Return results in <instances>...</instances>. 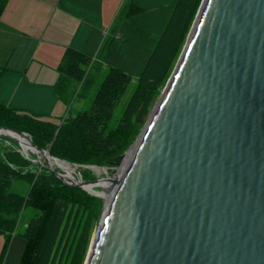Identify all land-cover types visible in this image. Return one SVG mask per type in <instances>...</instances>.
Segmentation results:
<instances>
[{"label":"water","instance_id":"1","mask_svg":"<svg viewBox=\"0 0 264 264\" xmlns=\"http://www.w3.org/2000/svg\"><path fill=\"white\" fill-rule=\"evenodd\" d=\"M161 93L121 172L97 181L0 135L105 194L85 264H264V0H203Z\"/></svg>","mask_w":264,"mask_h":264},{"label":"trees","instance_id":"2","mask_svg":"<svg viewBox=\"0 0 264 264\" xmlns=\"http://www.w3.org/2000/svg\"><path fill=\"white\" fill-rule=\"evenodd\" d=\"M8 1L0 0V16ZM193 1L195 4L187 9L178 31V38L173 42L171 51L165 56L159 74L157 72L156 75L154 74L156 77H152L153 65L185 6L186 0H179L156 50L142 75L137 79L136 89L115 130L107 132V122L113 114L117 101L130 82H133L131 75L116 67L104 68L108 73L95 93L90 112L69 115L57 125L53 121L0 104V126L28 134L38 147L49 150L52 156L76 166H102L118 159L127 146L128 136L134 133L135 125L144 123L153 92L165 82L177 58L202 0ZM125 7L124 19L140 12L134 0H127ZM111 41L112 38L107 45H104L105 48H102L101 60ZM92 67L95 68L93 73L101 70V65H96L90 55L74 48L67 49L59 66V80L55 85L59 99L69 105L76 95L70 90L72 85L85 82ZM5 73L6 69L0 68V79ZM85 88L86 91L89 90L88 85ZM33 167L34 164L22 154L18 142L0 135V235L5 239L0 264L4 263L10 244L12 236L10 228L16 220L18 221L20 213L26 206L35 208L40 215L27 225L24 233L26 245L19 264H54L55 255L63 239L65 238L62 252H65L69 244L71 251L79 230V241L74 247L75 260L78 264H83L85 259L80 254V242L87 235L89 228H92V214L88 200L93 198L88 197L86 191L79 187L62 183L51 172L44 171L36 178L37 173L32 170ZM13 179H26L32 183L28 196L10 191ZM87 215H91V219L87 218Z\"/></svg>","mask_w":264,"mask_h":264},{"label":"crops","instance_id":"3","mask_svg":"<svg viewBox=\"0 0 264 264\" xmlns=\"http://www.w3.org/2000/svg\"><path fill=\"white\" fill-rule=\"evenodd\" d=\"M126 3L127 0H9L0 16V68L6 69L0 79V104L49 121L60 115L61 104L68 113V104L55 91L66 50L84 52L98 63L102 48L112 38L100 63L104 68L111 64L123 68V63L116 62L117 56H123V61L129 59L126 48L124 53V46L128 45L127 26L131 21L132 32L136 17L122 19ZM119 18L123 22L120 21L117 33L114 26ZM131 32L128 38L130 34L135 37L136 32ZM144 36L147 37L138 33L137 41L142 42ZM93 69L85 82L72 85V93L80 96L82 91L83 97L85 86L90 90L91 85H96L100 72L93 73ZM4 243V236L0 235V255Z\"/></svg>","mask_w":264,"mask_h":264},{"label":"rangeland","instance_id":"4","mask_svg":"<svg viewBox=\"0 0 264 264\" xmlns=\"http://www.w3.org/2000/svg\"><path fill=\"white\" fill-rule=\"evenodd\" d=\"M136 1L137 0H135V4L140 9V12L134 16H131V17L136 16L134 18V21H132L133 22L132 28H133V31L136 32V35H135V37L131 38V34H130V38H128L129 33L131 32V24H130L131 21H130L129 26H127L128 35H127L126 39H128L127 40L128 45L126 47L124 46V53H125V48H126V57H128L129 59L124 58V61H123V56L121 57V55H119V56H117V57H119V59L118 60L116 59L117 60L116 62H118V64H120V65L123 63V68L119 67V65L116 66L113 64H111V66H109V67H116L118 69H122L123 71H125L126 73H128L129 75H131L133 77V82H130L129 86L127 87V89L125 90L123 95L117 101V104L114 107L113 114L111 115L110 119L107 122L108 123L107 129H106L107 132H109L111 130H115L117 128V125L119 124V121H120V119H121V117H122V115L126 109L125 107L127 106L128 102L130 101L131 96L133 95L132 93L136 89L137 79L142 75L143 71L145 70V68L148 64V62L150 61L154 51L156 50L158 43L160 42L165 30L167 29V27L169 25V22L173 16V14L176 10L177 4L179 2V0H140L141 3L137 4ZM202 2H203V0L200 2L198 11L196 13V17L199 13ZM194 4L195 3L193 0H186L185 6L183 7L182 12L179 14V17L177 19L175 26L173 27L171 34L169 35V37L165 41V45L161 51V54L159 55L158 59L156 60L155 65H153V69L151 71L152 77H156V76H154V74L156 75L157 72L159 74V70L163 66V62L166 58L165 56L167 55V53H169L171 51V47H172L173 42L176 41V39L178 38V31L180 29V26H181L183 19L185 18V14L187 13V9H189L190 5H192V7H193ZM131 17H129V18L131 19ZM196 17H195V19L191 25L190 30L186 34L185 40H184V42L180 48V51L177 55V58H176L174 64L172 65V68H171L165 82L159 86V88L156 92H153L154 94L150 98V103L148 105V111H147L148 113L144 118V121H143L144 123L135 125L134 133L130 137L128 136L127 146L125 147V149L123 150L124 152L121 155H125V154L129 153L128 150L130 148H132V146L138 140L139 134L142 132L143 128L145 127V124L147 123L146 122L147 119L149 118L150 114L154 110V107H155L156 103L158 102V100L162 94L161 92L163 91V89L165 88V86L167 85L169 80L171 79V77L174 73V70H175V68H176V66H177V64H178V62H179V60L183 54V51H184L185 46L187 44V40L190 36L193 25L195 23ZM122 19L124 20V18H122ZM122 19L119 18L117 20L115 26H114L115 28H117V33L120 31L121 22H123ZM133 31L131 33H133ZM138 33H142L143 35H147V37L144 36L142 42L137 41L138 40ZM107 41H109V39ZM106 45H107V42H106ZM117 45H119V44H117ZM112 46H113V44H112ZM104 48H105V46H104ZM102 53H101V57H103ZM107 53L108 52H106V53L104 52V57H105V55H107ZM100 62H101V59H100V61H98V63H96V65H98V64L101 65ZM125 66L127 69H125ZM162 72H163V70H162ZM107 73H108L107 69L104 70V64L101 65L100 74L98 73V76L95 78L94 84H96V85H91V87H90L91 89L89 91H86V95L83 97H82L83 92H81L79 97H77V95L75 97V95H74V97L76 99L74 98V100L71 101V103L68 105L69 106V112L68 113H66L67 110L65 109L64 104H61L59 106L60 115H58V116L56 115V117L52 118L54 123L57 125L61 124L62 120L66 116V114L68 116L69 115L75 116L79 112H90L91 108H92V102H93V99L95 97V93L98 90L99 86L102 85ZM5 145H8V143H5ZM21 152H22V150H21ZM22 154L24 155L23 152H22ZM27 155H28V157L25 155H24V157L28 158L34 164V167L32 168V170L37 173L36 178L40 173H43L44 171L50 172L45 167V165H43L41 163V162H43V158L37 152L34 153L30 150V151H27ZM121 155H119V156H121ZM52 157H54V156H52ZM54 158H56V157H54ZM58 160L60 163H65V164L69 165V167L72 170H74V173L67 172L68 175H72V176L74 175L77 179H79L81 181H97V179L114 176L115 174L118 173V170L120 167V165L117 163L118 159L113 160L111 163H105L102 166L96 165L97 167L96 166H85V165L81 167L78 165L77 166L73 165V164H71L67 161L61 160V159H58ZM54 168L57 172L65 174V172L62 171L61 169H59L55 166H54ZM97 171H98V173H97ZM31 188H32V183L30 181H28L26 179H13L11 186H10V191L14 192V193H18L22 196H28ZM86 193H87L88 197H91V199L93 198L92 200H88L90 213L92 214V225H91L92 228L91 229L89 228L87 235L85 236V238H83L81 240V242H80L81 244L79 243L81 245L80 254H81V256H83V259H85L83 264L86 263L87 257L89 255L90 247H91L92 241L94 239L95 233H96V231L100 225V220H101V217L104 213V210H105L104 206H105V202H106V199L103 198V196L99 195L100 193L101 194L103 193L102 190L99 188L98 189L94 188L93 192L86 191ZM39 215H40V213L35 208H33L31 206H26L23 209V211L20 213V218H18V221L16 220V222L14 223L12 228H10L11 229L10 232H11L12 236L10 239V244H9L8 249H7L5 260H4L3 264H5L6 262H7L6 264H19L20 263V260H21V257H22V254H23V251H24V248L26 245V238L24 236V233L26 231L27 225L30 223V221L32 219L36 218ZM88 217L91 219V215H87V218ZM83 233H85V232H83ZM65 237H66V235H65ZM79 237H80V230L77 233L75 243H74L71 251H69V249H70V244H69L66 246L65 252H62L65 238L63 239V242L59 246V249L55 255L56 261L54 264H78V261L75 260L76 257H75L74 247L76 246L77 242L79 241Z\"/></svg>","mask_w":264,"mask_h":264},{"label":"bare ground","instance_id":"5","mask_svg":"<svg viewBox=\"0 0 264 264\" xmlns=\"http://www.w3.org/2000/svg\"><path fill=\"white\" fill-rule=\"evenodd\" d=\"M13 135L19 138V136L15 135V134H13ZM20 140L22 141L24 148H25L27 151H30L29 149H31V147H30V145L28 144V142L25 141V140H23L22 138H20ZM128 158H129V156H128ZM126 161H127V159H126ZM59 163H60V162H59ZM60 165H61V167H62L63 169H65L67 172L74 173V170H72V169L69 167V165H67V164H65V163H60ZM77 169H78V168H77ZM93 170H94V169H93ZM97 170H98V169H97ZM121 170H122V167L119 169L118 172L120 173ZM97 173H98V171H97ZM69 176L71 177L72 175H69ZM109 185H110V183L107 182V181H106V182H102V183H100V186H101L103 189L107 188V186H108V188H109ZM87 190L93 192V190H94V186H87ZM99 195L103 196V198H104V196H105V194H103V193H102V194L100 193Z\"/></svg>","mask_w":264,"mask_h":264}]
</instances>
